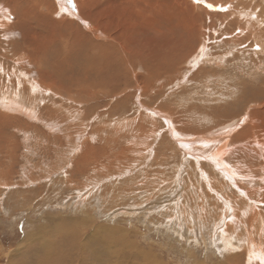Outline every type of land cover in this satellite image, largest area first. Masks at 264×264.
<instances>
[{"label": "rangeland", "instance_id": "obj_1", "mask_svg": "<svg viewBox=\"0 0 264 264\" xmlns=\"http://www.w3.org/2000/svg\"><path fill=\"white\" fill-rule=\"evenodd\" d=\"M208 1L217 15L206 21L204 44L135 22L124 27V44L102 47L72 15L23 0L15 3L22 23L12 1L0 0L12 14H0V264H234L242 241L215 228L224 210L232 214L224 202L240 219H256L249 235L262 258L237 264H264V193L229 185L226 195L195 197L196 160L164 117L174 113V127L190 130L188 113L230 121L251 111L247 92L264 101V0H237L231 11ZM159 43L183 53L173 70L152 60ZM4 97L24 110L3 108ZM255 165L264 174V160Z\"/></svg>", "mask_w": 264, "mask_h": 264}, {"label": "bare ground", "instance_id": "obj_2", "mask_svg": "<svg viewBox=\"0 0 264 264\" xmlns=\"http://www.w3.org/2000/svg\"><path fill=\"white\" fill-rule=\"evenodd\" d=\"M11 1L13 3L12 12L14 14L17 13L16 15L18 16L17 18L20 20V22L23 23L25 21V16L20 15L18 6H15V3L17 5L18 3H21V1L23 0H11ZM28 1L36 5L37 9L42 8L44 6L51 8L53 10V11L51 10L52 13L56 16H58L59 14L63 15V13L72 15L78 21H80V25L85 29L86 33L90 37H93V39H95L98 42H101V39L104 41L101 42L102 47L104 46L103 43H107V44L115 43V45L117 44V46L118 44H124L126 41V36L123 32L124 27H126L127 24L130 23L133 24L135 22H139L142 24L151 23V25L156 23L164 24L165 26H167V28L170 29V34H172L173 32L172 35L173 37L175 32L179 31L178 32V35L180 34L179 41L181 42L183 41L182 39H184L185 36V38H191V37H195L196 39L199 38V40L200 41L202 40L203 43L204 40L203 36L207 33L206 32L208 29L207 26L209 27V24L206 21L208 18L212 17L213 15L215 16L217 15L216 13H211L210 11H208V10H212V11L214 10L212 4H210L208 0H206L207 2L200 0L201 2H205L202 5H198L197 0H28ZM216 1L217 2L220 1L219 3H221L223 7H229L230 10L232 6V2L237 0H227V1L216 0ZM240 1L245 2L247 5L250 2H253L254 0H240ZM217 2L215 4H217ZM254 3L257 4L256 1ZM246 8L247 7H245V9L242 10L244 11L246 10L247 12L248 10ZM10 11H11L10 7H7L4 4L0 3V14H2V16L5 17L6 20H10L9 16L12 15ZM240 11L241 9L236 11L235 13H239L240 15L241 14ZM261 11L264 14L263 8L261 9ZM221 15H225V13ZM6 20L3 23H1L0 20V27H2L1 29L7 28ZM229 23H233V22H229ZM212 29L213 28H211V30ZM8 30L9 32H11L13 29L8 28ZM229 32L232 33L233 31H229ZM215 35L212 36L215 37ZM250 36L251 35L246 36V38H249ZM168 38H170V36H168ZM197 40L195 41L197 42ZM210 41H214V40H210ZM202 43L201 46H203ZM159 45L161 46V44L159 43L158 47L156 48L158 51L157 55H153L152 60L160 62L162 64V70L167 65L168 66L172 65V68L170 69L173 70L174 68L173 60L176 59L178 54L182 55L183 53L181 51H179L178 53L177 50L166 51L162 46L160 47ZM208 49L210 48L207 47V50ZM193 52L194 51L187 53L186 56L189 57L191 53L193 54ZM204 52L206 51L204 50ZM211 53L212 52H209V54ZM209 54H205V55H209ZM24 55H26V52ZM215 55L216 54L212 55V57H214ZM222 55L220 56L222 57ZM201 60L202 59H200L199 61L197 60L198 62H196L197 63L196 66L198 65L197 66L198 68L196 67L197 68L196 71L193 72L194 76H196L195 78L199 77V73L203 70L202 66H199ZM155 68L158 69L159 65H156ZM166 71H168V69H166ZM35 86L37 85L35 84ZM135 86H137V88H140L139 85H135ZM253 92H254L253 90L247 92L248 94H250V97L248 99L250 100V102L251 101L253 102L250 109L251 111L247 113L239 114L237 116H233V118H230L231 119L230 121L229 120L226 121L221 117L218 118L213 115H211L210 118L208 117L209 120L206 119L207 120L206 121L204 119L201 120L202 116L199 119L198 118L199 116H196L195 114L190 115L188 113L186 114V116H182V115L181 116L184 124L190 130H187L186 128L180 129L179 127H177L179 128L178 130L173 125L174 120L172 116L175 114L173 113V115L171 116L169 114L164 115L166 113L163 114L164 117H166V119L168 120L167 121L168 132L171 135V137H173L174 142L180 145L181 148L182 147L184 148L183 151L187 153L188 157H192V160H196L195 167L199 169V171H197V174L199 180L201 179L200 180L201 183L200 186L196 185L195 187L198 192H196L195 189L191 190L194 191L195 197H200V198L201 196L204 197L205 195L204 193H206L207 196H210L211 192L214 196L226 195L223 193V189H228L229 185L232 186L233 188H236L238 192L241 194L264 193V174H260L259 170L255 165L256 158L257 159L262 158L264 160V114H263L264 101L259 100L258 97H256V95L254 96ZM5 98L6 97H4L3 99ZM3 99L1 102L3 103L2 105L3 108L7 109V108L17 107V109H21V111L24 110L23 106L19 105L18 103H15L8 97L6 98L7 102ZM148 109L151 110V107L150 108L148 107ZM155 113H157L158 115L160 112L158 113V111L156 110ZM182 113L184 112L182 111L181 114ZM170 119L171 121H169ZM228 119H229V115H228ZM186 122H190L191 124ZM183 129L184 132L186 129V133H189L190 131L191 132L189 134H186L187 135L186 137L183 136L181 137L177 133H182ZM198 162H200L201 164L200 166H198ZM257 181H259L261 185L255 188L254 183H256ZM182 202H180V204L178 205L177 204L175 205L177 207V210L181 212V215L184 216L186 212H188V210L186 209V205H182ZM183 204L185 203L183 202ZM204 206L205 205H202L201 208L203 209ZM223 208L230 210V213L232 214L229 215V213L224 210V212L218 218L217 220L218 222L215 228L219 227V231L221 232L219 233L221 234L220 237H226L229 235L228 237L235 238L233 242L236 239H239V241L241 240L242 241L241 247L243 248L242 253L246 255L247 259L254 260L256 253H257L256 259L257 260L261 259L262 256L261 254L258 253L261 252L260 243H257L251 239V236H253V238L255 239L257 238V236L255 233L249 235L250 227L251 229L252 227H254L253 222L256 220L254 219L255 216L249 218L248 221H244L238 217L237 212L236 213L232 212V210L230 209L227 203L224 202ZM189 214H192L191 211L190 213H188V215ZM190 216L193 217L192 215ZM188 217H185V220L186 218L188 219ZM196 217L198 218V216ZM240 222H242L245 225L242 229L240 228L241 230L239 229ZM201 225L199 227H201ZM244 230L248 232L247 235L249 236H246L243 233H241ZM243 236H246V238H244ZM225 243L222 244L224 245ZM233 245L235 244L233 243ZM239 249L241 250V248ZM225 253H229V251ZM236 257L237 258H235L236 261H234V264L244 262L243 261L244 259L239 254L238 256L236 255Z\"/></svg>", "mask_w": 264, "mask_h": 264}]
</instances>
